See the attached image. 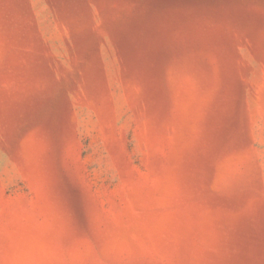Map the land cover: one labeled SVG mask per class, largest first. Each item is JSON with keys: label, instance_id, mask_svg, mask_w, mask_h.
I'll list each match as a JSON object with an SVG mask.
<instances>
[{"label": "rangeland", "instance_id": "rangeland-1", "mask_svg": "<svg viewBox=\"0 0 264 264\" xmlns=\"http://www.w3.org/2000/svg\"><path fill=\"white\" fill-rule=\"evenodd\" d=\"M0 264H264V0H0Z\"/></svg>", "mask_w": 264, "mask_h": 264}]
</instances>
